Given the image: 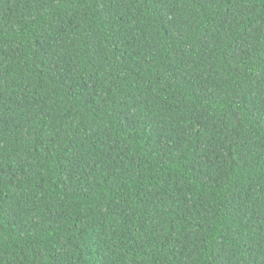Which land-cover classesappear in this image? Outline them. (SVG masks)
<instances>
[{
	"label": "trees",
	"instance_id": "obj_1",
	"mask_svg": "<svg viewBox=\"0 0 264 264\" xmlns=\"http://www.w3.org/2000/svg\"><path fill=\"white\" fill-rule=\"evenodd\" d=\"M0 264H264V0H0Z\"/></svg>",
	"mask_w": 264,
	"mask_h": 264
}]
</instances>
